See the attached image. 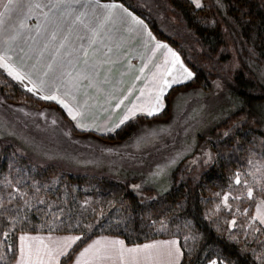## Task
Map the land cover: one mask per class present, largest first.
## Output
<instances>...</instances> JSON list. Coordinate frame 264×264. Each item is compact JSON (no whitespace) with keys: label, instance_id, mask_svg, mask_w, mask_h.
Masks as SVG:
<instances>
[{"label":"rangeland","instance_id":"1","mask_svg":"<svg viewBox=\"0 0 264 264\" xmlns=\"http://www.w3.org/2000/svg\"><path fill=\"white\" fill-rule=\"evenodd\" d=\"M126 1L156 26L163 39L152 30L150 37L147 21L120 0H22L18 9L24 24L20 23L15 34L21 36L29 59H23L22 64L4 60L24 77L22 81L0 67L6 76L0 75V86L7 79L20 90L14 92L9 85L4 93L0 90V135L11 146V154L37 165L59 167L63 173L87 176L81 183L83 196L95 187L98 191L101 182L93 178H108L126 183L142 202H148L171 188L177 169L176 184L182 178H200L217 154V144L213 149L211 142L215 144L230 134L233 125L243 124L244 117L239 114L229 119L231 125L218 128L237 109L224 88L233 82L240 63L234 51L224 58L230 51L225 46L216 53L203 49L168 0ZM191 1L196 7L198 2V8L209 3ZM209 12L206 10L204 15ZM133 16L145 22L146 28L137 25ZM38 21H48L49 25L35 26ZM47 36L56 37L53 44L46 43ZM154 36L168 43L192 72L191 79L180 86L191 82L194 72L201 75L203 70L200 80L204 78L205 83L172 90L164 98L168 111L149 116L148 102L155 95L161 70L154 65L159 56L149 47ZM203 84L214 92H204L199 87ZM142 85L146 89L140 94ZM51 95L62 103L41 98ZM133 106L137 109L135 117L121 124ZM224 107L228 110L221 111ZM129 122L133 127L124 138L109 140L100 136L112 134ZM247 151L250 160L238 167L242 173L233 179L240 181L243 196L252 192L245 201H253V194L261 193L250 217L244 213L248 203L242 204L240 211L238 204L234 207V203H228L226 193L208 194L211 199L205 205V214L230 239L257 236L262 242L264 234L256 222L263 226L255 217V208L264 201V157L258 146H250ZM243 156L247 157L245 152ZM100 199L98 196L97 201ZM147 211L151 214L149 208ZM160 222L163 224L164 219ZM254 250L258 258H264V251Z\"/></svg>","mask_w":264,"mask_h":264},{"label":"trees","instance_id":"2","mask_svg":"<svg viewBox=\"0 0 264 264\" xmlns=\"http://www.w3.org/2000/svg\"><path fill=\"white\" fill-rule=\"evenodd\" d=\"M120 1L143 17L154 35L162 38V33L142 12L134 9L132 3ZM208 1L198 8L191 0H168L203 49L216 53L225 46L230 51L224 58L228 59L234 51L240 63L233 82L224 88L237 109L218 128L231 125L229 119L239 114L244 117L243 124L233 125L230 134L215 144L211 142L213 149L217 144V154L211 166L204 169L197 180L182 178L179 184H176L179 169L175 170L171 188L148 202H142L126 183L108 178H93L101 182L98 191L95 187L85 191L83 196L81 183L87 176L63 173L59 167L37 165L19 154H11V146L0 135V264L14 262L17 237L21 232L79 234L80 239L63 258V264L69 263L79 249L101 234L121 236L127 243L159 237L178 238L183 250L181 264H211L213 260L219 261L216 264H264V258H258L254 250L264 251V240L258 242L257 236L245 240L230 239L221 234L205 214V205L211 196L226 193L228 203H234V207L238 204L240 211L244 208L242 204L248 203L244 213L250 217L257 196L261 194L254 192L253 201H245L249 195L243 196L240 185L233 178L242 173L238 167H244L250 160L248 147L258 146L264 157V0ZM206 10L210 12L204 15ZM202 72L201 75L194 72L191 82L175 89L205 83L204 78L200 80L204 77V70ZM0 75L6 78L1 69ZM8 85L14 92L20 91L17 85H10L6 79L0 86L1 92L4 93ZM199 87L204 92L213 91L208 90V84ZM226 110V107L221 108V111ZM167 111L166 104L163 113ZM131 123L112 134L100 136L109 140L124 138L133 127ZM4 176L9 179L7 182ZM162 218L163 224L160 222ZM256 225L264 234V229L257 222Z\"/></svg>","mask_w":264,"mask_h":264},{"label":"crops","instance_id":"3","mask_svg":"<svg viewBox=\"0 0 264 264\" xmlns=\"http://www.w3.org/2000/svg\"><path fill=\"white\" fill-rule=\"evenodd\" d=\"M7 0H0V57L16 60L18 63H23V59L27 60V52L25 46L22 45V39L19 34H15L16 28L22 22L23 15L19 16V5L22 0H15V3L5 10L4 5ZM101 23H107L101 21ZM146 25V23L144 22ZM38 27H47L48 21L41 24L35 23ZM15 31L12 32V29ZM148 33L152 35V31L148 28ZM155 37V36H154ZM46 43L53 44L56 37L47 36ZM36 42L33 40V43ZM156 43H162L168 45L174 52H176L168 43L161 41L155 37L153 43L151 40L150 48L153 49L159 59L154 61L155 68L160 69L159 76L157 75V83L155 85V95L151 97L148 102L149 108L155 111L154 115H157L165 109L166 102L164 98L166 94L170 93L177 86L187 82L191 79L187 77V72L184 69L190 70L184 66L181 56L180 62L173 67L172 58L167 54V49L155 47ZM50 48V46H49ZM54 50V47L51 46ZM28 56V55H27ZM50 57V56H49ZM27 58V59H26ZM52 58V57H51ZM168 63L165 64V60ZM15 63L17 66L21 64ZM181 63L183 68H181ZM167 69H171V75H168ZM192 73V72H191ZM193 75V74H192ZM173 78L176 79V83H172ZM167 80L171 87L164 84ZM81 87V86H79ZM163 88V94L161 95L160 89ZM140 94L142 90L146 89L145 85L140 88ZM142 95H138L141 98ZM160 97L159 103L157 97ZM260 208L264 211V204L259 201L255 208V217H257V209ZM259 222L260 220L257 219ZM260 224L264 228V223ZM80 235L76 233H30L21 232L17 237V256L12 264H63V258H65L71 249L75 246L77 241L72 243L68 247H64L65 241L68 237H77ZM25 237L26 239H21ZM99 242V243H97ZM114 242H122L114 243ZM175 242V243H172ZM146 245H155L152 248H145ZM63 248V252L61 249ZM85 249H89L85 252ZM129 249H139V251L129 252ZM183 259V250L179 239L175 237H159L138 243H127L121 236L101 234L91 239L81 249L77 251L72 260L67 264H181Z\"/></svg>","mask_w":264,"mask_h":264},{"label":"snow or ice","instance_id":"4","mask_svg":"<svg viewBox=\"0 0 264 264\" xmlns=\"http://www.w3.org/2000/svg\"><path fill=\"white\" fill-rule=\"evenodd\" d=\"M15 3V0H7V3L4 5L5 10H9V8ZM117 5H112V7H116ZM197 6L199 7V3L197 2ZM36 7H39V5H36ZM125 11L127 12V9H125ZM129 16H132V13H128ZM133 21L137 24V25H141L143 27L146 28V25H144V22L140 19H138L137 17L133 16L132 17ZM148 35L151 37V33L149 32ZM152 39L154 40L155 37H152ZM155 47L157 49L159 48H164L167 49V54L168 56H170L172 58L171 63L173 65V67H175V65L177 63L180 62V57L179 55L174 52L171 48L168 47V45L166 44H162V43H156ZM5 58L0 57V67H4L5 69L8 70L9 75H13L16 79L19 80H23L24 77L21 76L19 73H17L13 68H11L6 62H4ZM168 63V60H165V64ZM181 68H183V64L181 63ZM185 72H187V77H185V79L190 78L192 76L191 72H188L187 69H184ZM168 75H171V69H167ZM176 79L173 78L172 83H176ZM164 84L167 85L168 87H171V84H169V82L167 80L164 81ZM28 91H32V89H28ZM160 93L161 95L163 94V88L160 89ZM42 99H46V100H57V97L55 95H51V96H43L41 97ZM160 97H157V102L159 103ZM58 103H62V101L57 100ZM122 103V101H121ZM65 107H67V105H64ZM136 106H133V108H130L128 110V115H125L124 118L120 121L121 124H123L126 120L130 119V118H134L136 115ZM155 111L154 110H149L147 111V115L151 116L154 115ZM73 119H76L75 116H73ZM117 127H119V125H117ZM240 181L237 180V183H239ZM249 197L252 196V192L249 191L248 192ZM225 199H227V197H225ZM262 204H264V201H262ZM257 219L260 220L261 223H264V211H262L260 208L257 209ZM234 223V222H233ZM21 239H26L25 237H22ZM80 237H68L67 240L65 241L64 247H68L70 246L72 243H74L75 241L79 240ZM99 243V242H97ZM114 243H120L122 244V242H114ZM175 243V242H172ZM155 247V245H146L145 248H152ZM89 249H85V252H87ZM61 251L63 252V248L61 249ZM129 252H135V251H139V249H129ZM212 264H216V261H213Z\"/></svg>","mask_w":264,"mask_h":264}]
</instances>
